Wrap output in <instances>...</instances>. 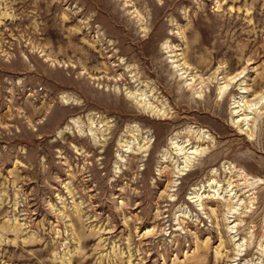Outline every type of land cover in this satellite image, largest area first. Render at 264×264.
<instances>
[{
    "label": "rangeland",
    "instance_id": "374dc122",
    "mask_svg": "<svg viewBox=\"0 0 264 264\" xmlns=\"http://www.w3.org/2000/svg\"><path fill=\"white\" fill-rule=\"evenodd\" d=\"M244 263L264 0H0V264Z\"/></svg>",
    "mask_w": 264,
    "mask_h": 264
},
{
    "label": "bare ground",
    "instance_id": "6f19581e",
    "mask_svg": "<svg viewBox=\"0 0 264 264\" xmlns=\"http://www.w3.org/2000/svg\"><path fill=\"white\" fill-rule=\"evenodd\" d=\"M236 103H238V105H236V107H243L244 105H242V104H240V102H236ZM253 105H249V110H250V112L253 110ZM148 109H149V107H148ZM240 110H237L236 112H239ZM249 112V113H250ZM154 113H156V114H160L161 112H158L157 110L156 111H154ZM162 114V113H161ZM164 114V113H163ZM238 120H241V121H243V122H248L249 120H250V118L249 117H247V115H246V117L245 118H242V117H240V119H238ZM248 125V124H247ZM203 137V139L205 138L204 136H202ZM185 148V146H181L180 148H178L180 151H182V153H183V151L185 150L184 149ZM178 150V151H179ZM189 167H190V165L188 164V162H187V159H186V161H185V165H184V169L185 170H188L189 169ZM226 168V167H225ZM183 169V170H184ZM229 170V169H228ZM238 176H243V172H239L238 174H237ZM246 176V175H245ZM242 177V179H244L245 181L246 180H248L246 177ZM211 180V179H210ZM259 181V180H258ZM213 182V181H212ZM216 183V182H215ZM253 183L251 182V185H252ZM216 186H218L217 184H216ZM236 187V186H235ZM217 190V189H216ZM235 191H237V190H235ZM234 191V186H233V181H230L229 182V184H228V186L225 188H223V192H224V194H222V195H224L223 197L225 198V200L226 201H229V202H231V207H230V210L232 211V213H235L236 211H238L239 209H237V207H238V205H239V203L241 202V197H239L238 196V194L236 193ZM239 192H241V191H239ZM217 194V193H216ZM218 195V194H217ZM194 197V196H193ZM215 197V196H214ZM252 198V197H251ZM223 200V199H222ZM224 200V201H225ZM231 216H228V215H226V220H228L229 218H230ZM228 222H229V224L230 223H234V221H230V220H228ZM237 226V224L235 223V224H233V225H229L228 226V228L229 229H234L235 227ZM231 233H233V232H231ZM244 241V240H243ZM244 243H245V241L243 242V244L242 245H240V244H236L238 247H243V245H244ZM245 264V263H244Z\"/></svg>",
    "mask_w": 264,
    "mask_h": 264
}]
</instances>
